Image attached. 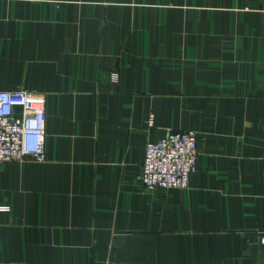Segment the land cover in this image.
<instances>
[{"label": "crops", "instance_id": "obj_1", "mask_svg": "<svg viewBox=\"0 0 264 264\" xmlns=\"http://www.w3.org/2000/svg\"><path fill=\"white\" fill-rule=\"evenodd\" d=\"M17 88L45 160L0 163V264H264V0H0ZM188 129V187H144L146 144Z\"/></svg>", "mask_w": 264, "mask_h": 264}, {"label": "built area", "instance_id": "obj_2", "mask_svg": "<svg viewBox=\"0 0 264 264\" xmlns=\"http://www.w3.org/2000/svg\"><path fill=\"white\" fill-rule=\"evenodd\" d=\"M153 114L148 115L152 125ZM45 97L27 89H0V163L26 158L45 160ZM198 141L192 129L169 132L148 142L138 176L148 189L187 188L196 169ZM0 205V210H7ZM264 251V234L259 237Z\"/></svg>", "mask_w": 264, "mask_h": 264}]
</instances>
